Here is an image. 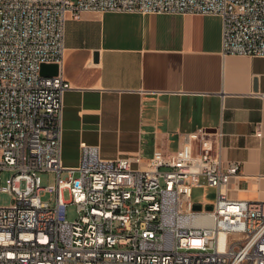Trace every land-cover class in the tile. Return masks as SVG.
Returning <instances> with one entry per match:
<instances>
[{
    "label": "built area",
    "instance_id": "1",
    "mask_svg": "<svg viewBox=\"0 0 264 264\" xmlns=\"http://www.w3.org/2000/svg\"><path fill=\"white\" fill-rule=\"evenodd\" d=\"M85 11L216 15L223 55L264 57V0H0V173L12 171L0 192L13 200L0 205V264H264V201L230 195L240 163L223 159L220 131L146 158L82 144L78 165L62 164L65 25ZM205 186L214 199L194 202Z\"/></svg>",
    "mask_w": 264,
    "mask_h": 264
},
{
    "label": "crops",
    "instance_id": "2",
    "mask_svg": "<svg viewBox=\"0 0 264 264\" xmlns=\"http://www.w3.org/2000/svg\"><path fill=\"white\" fill-rule=\"evenodd\" d=\"M64 44V166L82 144L102 159L146 158L205 128L240 163L230 195L264 201V57L223 55L219 16L85 11L66 21Z\"/></svg>",
    "mask_w": 264,
    "mask_h": 264
},
{
    "label": "rangeland",
    "instance_id": "3",
    "mask_svg": "<svg viewBox=\"0 0 264 264\" xmlns=\"http://www.w3.org/2000/svg\"><path fill=\"white\" fill-rule=\"evenodd\" d=\"M12 175L11 170H2L0 173V186H7ZM41 185L46 186L48 183L52 182L54 179L53 173L40 172L39 174ZM64 176V175H63ZM215 190L214 188L205 186V187H194L192 192V200L194 202H209L214 199ZM65 200H67L68 196L65 193ZM43 200L47 199V196H43ZM13 202L11 194L8 192L1 191L0 192V205L1 206H9ZM66 218L71 221L77 218L76 208L72 204H67L66 206Z\"/></svg>",
    "mask_w": 264,
    "mask_h": 264
},
{
    "label": "water",
    "instance_id": "4",
    "mask_svg": "<svg viewBox=\"0 0 264 264\" xmlns=\"http://www.w3.org/2000/svg\"><path fill=\"white\" fill-rule=\"evenodd\" d=\"M58 71H59V67L56 63H43L41 64V67H40V74L46 77L55 76L57 75ZM254 90H257V79L256 78H254ZM195 208L199 209L200 205L196 204ZM210 208L211 206H207V209H210Z\"/></svg>",
    "mask_w": 264,
    "mask_h": 264
}]
</instances>
